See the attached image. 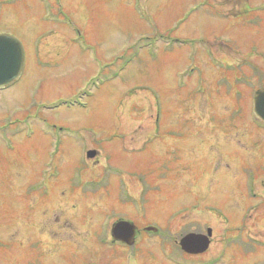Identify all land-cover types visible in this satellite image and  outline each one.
<instances>
[{
    "label": "rangeland",
    "instance_id": "1",
    "mask_svg": "<svg viewBox=\"0 0 264 264\" xmlns=\"http://www.w3.org/2000/svg\"><path fill=\"white\" fill-rule=\"evenodd\" d=\"M0 34V264H159L143 227L264 264V0H0Z\"/></svg>",
    "mask_w": 264,
    "mask_h": 264
},
{
    "label": "flooded vegetation",
    "instance_id": "2",
    "mask_svg": "<svg viewBox=\"0 0 264 264\" xmlns=\"http://www.w3.org/2000/svg\"><path fill=\"white\" fill-rule=\"evenodd\" d=\"M148 227H143L142 230L145 231ZM240 229V227H238ZM208 229V228H207ZM241 230V229H240ZM161 232H146L145 234L151 237H162L160 240L164 242V245L161 243L158 245V255L160 256L161 260H158L159 264H227V257L226 252L232 247H242L243 246L247 249L246 252L240 249L243 253H248L252 255L255 251V247L257 248L254 239L243 242V234L235 235V238H227L223 239V242L220 246L211 253V239L204 233L200 231H188L182 233L180 236L172 239V245L170 248H167L166 244H170L171 240L169 238V233H166L163 229L160 230ZM210 231V229H209ZM240 233V232H238ZM145 234H143L145 236ZM139 235V232L137 236ZM194 235L196 237H204L201 243H197L195 245L193 252L190 251V246L187 245V242L182 244V241L187 238V236ZM226 236V235H225ZM166 241H168L166 243ZM198 242V241H197ZM120 244V243H119ZM135 244V242H134ZM200 244H203L200 247ZM122 246V244H121ZM250 247V248H248ZM204 248V249H202ZM229 248V249H228ZM228 249V250H227ZM202 250V251H201ZM238 255H240V251L237 249ZM149 256L148 253H146ZM232 264V263H231Z\"/></svg>",
    "mask_w": 264,
    "mask_h": 264
},
{
    "label": "water",
    "instance_id": "3",
    "mask_svg": "<svg viewBox=\"0 0 264 264\" xmlns=\"http://www.w3.org/2000/svg\"><path fill=\"white\" fill-rule=\"evenodd\" d=\"M23 64L24 55L21 43L10 35L0 34V89L13 84L20 78ZM252 105L253 114L259 121L264 123V88L254 92ZM94 155L93 151L87 153L88 158H92ZM135 233L136 227L125 221L115 223L111 229L113 240L127 246H131L134 243ZM184 242H187V245L191 248L190 251L193 252L195 245L201 243L202 240L191 235L187 236L182 241V244ZM202 246L203 244H200V247Z\"/></svg>",
    "mask_w": 264,
    "mask_h": 264
}]
</instances>
